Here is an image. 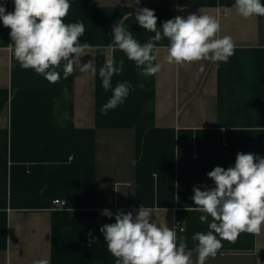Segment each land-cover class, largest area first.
<instances>
[{"label": "crops", "instance_id": "1", "mask_svg": "<svg viewBox=\"0 0 264 264\" xmlns=\"http://www.w3.org/2000/svg\"><path fill=\"white\" fill-rule=\"evenodd\" d=\"M69 2L65 23L83 22L81 43L90 48L81 63L94 54L96 76L77 70L64 79L61 66L60 81L49 83L21 68L10 28L0 21V264H115L99 231L115 218L102 212L135 215L141 206L153 209L158 225L182 223L178 238L187 237L195 261L192 236L208 226L201 213L187 211L195 207L193 187H214L207 173L234 166L238 152L264 157V17L239 16L235 0ZM0 3L14 10L13 0ZM140 7L154 10L158 28L182 12L215 16L218 37L231 36L235 54L227 63L177 66L165 62L164 39L154 62L160 72L140 75L111 35L121 20L146 43L154 33L135 20ZM107 59L124 61L112 87H132L123 104L102 115L112 95L98 74ZM57 199L66 207H56ZM222 243L206 264H264V230Z\"/></svg>", "mask_w": 264, "mask_h": 264}, {"label": "clouds", "instance_id": "2", "mask_svg": "<svg viewBox=\"0 0 264 264\" xmlns=\"http://www.w3.org/2000/svg\"><path fill=\"white\" fill-rule=\"evenodd\" d=\"M14 10L9 12L0 3V21L10 28L11 48L20 67L33 70L49 83H58L63 66V78L81 74L96 76L95 56L86 63L81 57L90 45L81 43L85 34L83 22L65 23L71 9L69 0H13ZM141 0H133L139 5ZM236 13L243 18L264 17L261 0H235ZM135 20L145 30L154 33L141 44L120 20L112 28V44L133 61L139 74L145 77L160 72L158 59L160 41L167 39L165 62L183 66L200 61L227 63L235 54L231 36L218 37L219 20L212 15L191 13L168 19L158 28L154 10L140 7ZM100 51V46H96ZM124 61L107 59L99 68V77L105 91L111 90L110 99L101 107L106 115L124 103L131 89L127 81L112 87L114 75L121 74ZM223 130V129H222ZM156 173H153L155 177ZM214 187L194 186L191 199L195 207L187 211L201 213L199 221L207 223L208 231L192 236L196 260L187 250V237L178 238L175 227L158 225L153 221V209L141 206L134 215L117 210H103L102 215L115 218L114 223L100 227L108 252L115 264H206L222 249V241L235 242L240 234L259 235L264 230V157L238 152L234 166L227 169L216 166L207 173ZM209 217L211 221L209 222ZM182 232L183 229L181 228ZM91 235V234H90ZM219 237V238H218ZM91 242H95L93 237ZM33 264H49L47 259H37Z\"/></svg>", "mask_w": 264, "mask_h": 264}, {"label": "built area", "instance_id": "3", "mask_svg": "<svg viewBox=\"0 0 264 264\" xmlns=\"http://www.w3.org/2000/svg\"><path fill=\"white\" fill-rule=\"evenodd\" d=\"M179 16H185L184 12L180 13ZM66 202L65 201H61L59 199L55 200L54 201V205L58 208H65L66 207ZM175 228L176 230H179L182 228L183 231L185 230V227L182 225V223L180 221H176V224H175Z\"/></svg>", "mask_w": 264, "mask_h": 264}]
</instances>
